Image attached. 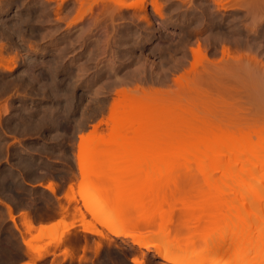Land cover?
<instances>
[{
    "label": "rangeland",
    "instance_id": "obj_1",
    "mask_svg": "<svg viewBox=\"0 0 264 264\" xmlns=\"http://www.w3.org/2000/svg\"><path fill=\"white\" fill-rule=\"evenodd\" d=\"M250 1L258 7L256 14L250 11ZM140 3L142 9L137 6ZM198 50L204 57L199 61ZM0 53L4 60V67H0V264H134L133 259L144 264H169L158 258L154 249L140 248L115 236L99 222L90 212L91 205L83 202L89 187L93 190L88 196L93 195L94 202L104 207L98 206L101 210L111 212L112 220L117 217L116 222H123L120 227L150 240L152 245L160 243V234L166 235L170 245L179 242L186 247L192 243L191 254L197 252L194 256L205 262L214 257L210 256L215 246V255L222 252L218 264H227L234 252L247 253L249 247L262 243L258 252L257 248L249 251L251 258L246 264H264V230L262 235L255 231L258 235L250 240L235 237L240 245L236 243L234 249L243 248L246 239L251 245L246 244V252H237L231 247L236 239L230 228L237 224L235 221L242 224L244 218L255 224L262 221V225L264 211L244 215L222 204L215 208L209 201L216 192L201 183L191 184L202 179L200 168H230L234 157L220 153L233 146L235 154L257 148L254 154H243L245 163L236 165L237 178L264 179V132L263 137L254 136L253 141L241 145L219 143L214 155L207 146L175 148L168 159L181 157L182 161L175 167L178 171L168 169L167 175H173H168L169 182L145 184L144 180L143 184L139 176L141 184L138 180L135 184L136 178L131 182L134 169L125 165L137 164L129 157L134 151L116 143L109 144L105 157L99 153L89 157L85 184L75 159L80 133L87 134L102 122L100 134H109L110 110L114 103L124 102L118 95L122 91L134 95L129 100L140 105V111L147 108L145 115L156 133L149 136V143L159 142L168 132L177 137H169V141L181 135L183 140L192 141L191 137L202 133L215 138L222 130L262 129L264 0H0ZM136 113V109L129 110L116 125H136ZM56 117L63 126L54 129ZM198 149L211 159L184 160ZM147 156L145 153L143 158L158 159ZM31 159L34 164L30 169L24 164H30ZM10 169H14L15 178ZM191 171L200 174L195 173L196 178ZM219 171L215 175L219 176ZM51 182L57 187L56 196L39 186ZM94 188L99 191L95 193ZM67 192L74 200L65 198ZM7 202L21 232L11 221ZM26 212L34 226L30 232L23 223ZM39 220L50 223L38 226ZM203 239L207 247L204 252L199 247ZM230 239L234 241L228 245ZM40 254L47 257L39 260Z\"/></svg>",
    "mask_w": 264,
    "mask_h": 264
},
{
    "label": "bare ground",
    "instance_id": "obj_2",
    "mask_svg": "<svg viewBox=\"0 0 264 264\" xmlns=\"http://www.w3.org/2000/svg\"><path fill=\"white\" fill-rule=\"evenodd\" d=\"M249 3V2H248ZM250 3L252 4V6L250 7V11L251 12H253L254 14H256V11H257V9H258V7L255 5L256 3H253V2H251L250 1ZM249 3V4H250ZM140 9H142L143 8V4L142 3H140L139 5H137ZM132 7H134V6H132ZM128 8H129V6H128ZM130 8H131V6H130ZM157 9V8H156ZM159 9V8H158ZM1 54V53H0ZM200 58H204L203 57V54L198 50L197 51V53H196V60L197 61H199L200 60ZM4 60L2 59V58H0V67H4V65H2V63L1 62H3ZM11 61L12 62H14L15 61V59H14V61L11 59ZM197 64V63H196ZM6 67V66H5ZM6 69H7V67H6ZM10 69V68H9ZM68 85V84H67ZM9 87V86H8ZM64 87V86H63ZM66 87V86H65ZM67 87H69V85L67 86ZM67 87H66V89H67ZM72 87V86H71ZM58 88V87H57ZM55 89V88H54ZM61 89H62V87H61ZM69 89V88H68ZM60 91V90H59ZM65 91V90H64ZM57 92V91H56ZM66 92V91H65ZM125 92V93H124ZM122 91V93L120 94V93H118V95L120 96L121 95V97H123V99H121V97H119V99L123 102H125V101H127V102H123L122 104H118V103H114L113 105H112V108H111V114H110V121L112 122V124H110L109 125V130L108 131H110L109 132V134L107 135V136H104V135H101L100 134V130H99V128H100V125L102 124V122H100L98 125H94L93 127H92V129L93 130H90L87 134H85V133H80V135H79V142H80V144H78V146L79 147H77L78 149V154H77V156L75 157V159L77 160V167H78V169H79V172H80V174H81V176H82V179H84L85 180V182H84V184L86 183V182H88V179H86L85 177H86V175H87V173L89 172V167H88V159H89V157L90 156H92V155H94V154H97V153H99L98 155H100L101 157H105L106 155H107V153H109V152H107V147L109 146V148H110V145L109 144H118L119 146H121L122 148H126V150H128L129 152H130V150H133V151H131V152H133V154H130L129 152V157L130 158H132V160H135V161H132V162H136L137 164H135V163H133V164H131V165H125L126 166V168H130L131 170H133V172H134V174H132V176L134 177H130L129 179H131L130 181L131 182H134L135 181V184H137L138 182V184H141L142 183V181H143V184L145 183L144 182V180H147L146 182L147 183H145V184H150V182L152 183V182H158V181H165V182H169L170 180H171V178H170V180H168V178L170 177V176H173V175H171V174H168L169 175V177H168V175H167V173L169 172V170L168 169H173V170H175L176 168L175 167H177V166H179V163H181V157H178L177 159L179 160H177V159H175V160H170V159H168V156L169 155H173L174 154V152H175V150L176 149H178V150H191L192 149V147H194V146H197V145H199V146H203V147H205V146H207L208 148H210L211 149V151H212V155H214L215 154V152H214V147H215V145H217V144H219V143H222V142H225V143H230V144H232V145H241V144H245V143H248V142H251V141H253L254 140V136H256L255 138H257V137H263V132H264V127L261 129V128H254V129H252V127L250 128H248V129H251V130H242L243 128H240L241 130H235V131H233V132H229V131H221L220 132V136H217V135H215L214 137L215 138H213V135L211 136L210 134L208 135V134H205L204 135V133H202V135H200V136H198V134H197V136H196V138L195 137H191V140L192 141H187V140H183L181 137H182V135H181V137L179 136V138L180 139H182V140H180L179 138L178 139H176V141H169V140H171V137H172V135H170L171 133H165V135L163 134V136H165V137H163L162 139H160L159 140V142H155V143H149V141L150 140H152L149 136L150 135H155L156 133L154 132V128L155 127H152V123L150 124L149 123V120L150 119H148L147 118V116L145 115V113L147 114V108H143L141 111H140V109H141V106L140 105H138V104H135L134 103V101L133 100H129V98H133V96L131 95V93H130V91L128 92V93H130V95L132 96H130L128 93H126V91ZM128 95V96H127ZM126 97H128V98H126ZM126 98V99H125ZM120 100H118L117 102H119ZM129 100V101H128ZM133 101V102H132ZM69 103L70 102H68V105H69ZM137 103V102H136ZM72 104V103H71ZM69 105L70 107L72 106V105ZM139 104H140V102H139ZM5 105V104H4ZM67 104L65 105V107L66 106H68ZM140 107V109H139V107ZM59 106V105H58ZM69 106L67 107V108H69ZM2 107H3V105H2ZM6 107V106H5ZM10 107V106H9ZM61 107V106H60ZM139 110H138V109ZM4 109V108H3ZM8 109V108H7ZM7 109H5L6 111H7ZM60 109V108H59ZM70 109V108H69ZM134 109H136L137 110V113H136V115L134 116V119L136 120V125H133V126H131V125H127V126H123V125H120V126H117L116 124L118 123V122H120V120H123L125 117H126V115L128 114V112H129V110H134ZM5 111V112H6ZM68 111L69 110H67V113H68ZM147 111V112H146ZM2 112H4L3 110H2ZM70 112H71V110H70ZM69 112V113H70ZM7 113V112H6ZM1 114L2 113H0V117H1ZM19 115V114H18ZM54 116V115H53ZM52 116V117H53ZM66 116H67V114H66ZM65 116V117H66ZM67 117H69V116H67ZM149 117V116H148ZM153 117V116H152ZM30 118V117H29ZM59 118V117H58ZM49 119V118H48ZM56 119H57V117H56ZM55 119V120H56ZM118 119H120V120H118ZM154 119V118H153ZM152 119V120H153ZM50 120V119H49ZM51 120H54V118L53 119H51ZM54 120V121H55ZM59 120H60V118H59ZM63 120V119H62ZM25 121V120H24ZM30 121V120H29ZM54 121H52V123L54 122ZM64 121V120H63ZM154 121V120H153ZM152 121V122H153ZM36 122V121H35ZM107 122H109V121H107ZM151 122V121H150ZM32 122L30 121V124H31ZM44 123V122H43ZM47 123V122H46ZM110 123V122H109ZM133 122H131V123H129V124H132ZM54 124V129H56L57 128V126L59 125V122H58V119H57V122H54L53 123ZM52 124V125H53ZM61 124V123H60ZM62 126H63V124H61ZM61 125H59V126H61ZM106 125H108V123L106 124ZM261 125V124H260ZM33 126V125H32ZM27 127V126H26ZM2 128V127H1ZM17 128V127H16ZM17 130V129H16ZM28 131H29V129H28ZM155 134H154V133ZM205 132V131H204ZM132 135V137H128V135ZM196 134V133H195ZM2 135V134H1ZM167 136V137H166ZM178 136V135H177ZM190 136H192V135H190ZM195 136V135H194ZM170 137V138H169ZM174 135H173V137H172V139H174ZM0 138H1V136H0ZM168 138H169V140H168ZM175 138H177V137H175ZM186 138V137H185ZM253 138V139H252ZM259 140L261 139V138H258ZM175 140V139H174ZM262 140V139H261ZM170 142H171V144H170ZM0 144H2V143H0ZM87 147L89 148V150H87ZM234 147L235 146H233L232 148H229L228 150H226V151H223V152H221L220 154H223V155H226V154H229L230 155V157H234V160H233V162L231 163V165H230V168L228 167V169H226V168H224V167H221V166H217V167H214V169L213 170H211V168H213V167H208V166H205L204 168H200L199 169V171H202L203 172V175L202 174H200V172L198 171V173H197V171H195V173L196 174H200L202 177V179L199 181V180H197V181H191V182H193V183H191V184H194L195 185V183L196 184H199V183H201V185L202 186H204L205 188H209V189H211V190H213V191H215L216 193H214V195H216L217 194V196L215 197L214 195H212V197L210 198L211 200L209 201L211 204H212V206H214L215 208H216V206L218 207V205H219V207H220V204H222V205H224V207H231V208H234V209H236V210H238L237 212H239V211H241L244 215H245V213H247V214H256L257 212H260V211H264V187H263V185L262 184H264V179H261L260 180V178L258 179V176H255L254 178L253 177H249V178H245V177H241V178H237V168H236V165L238 164V163H240V164H244L245 163V161H244V156H243V154L244 155H248V154H254V153H256V149L257 148H251V149H246V150H244L245 152L243 153V154H240V151L241 150H239L238 151V154H235L234 153ZM100 148V149H99ZM102 148V149H101ZM108 148V149H109ZM118 148H120V147H118ZM176 148V149H175ZM206 148V147H205ZM261 149H263L262 147H261ZM98 150H100V151H98ZM1 151V150H0ZM77 153V152H76ZM134 153H141V154H143V157H144V155H145V153H146V155L148 154L149 156H150V154H151V156L153 155L154 157H158V159L156 158V159H151V160H145V158H143V157H141V156H139L140 157V159L139 160H141L142 162V164H140V161L139 160H137L138 159V156H137V154L136 155H134ZM0 154H1V152H0ZM27 154V153H26ZM30 154V153H29ZM140 154V155H141ZM156 155V156H155ZM132 156V157H131ZM149 156H147V158L146 159H148V157ZM1 157V156H0ZM30 157V156H29ZM34 157V156H33ZM205 157H207V158H210L211 159V156H208L206 153H205V151H203L202 149L201 150H199L198 149V151H196L195 152V154L194 155H192V157H187V158H184V160L185 161H187V162H190V161H192V160H200V162H201V160L202 159H204L205 160ZM135 158V159H134ZM141 158H143L144 160H142ZM150 158V157H149ZM152 158V157H151ZM202 158V159H201ZM19 159H20V157H19ZM191 159V160H190ZM20 160H22V159H20ZM32 160V159H31ZM123 160H125L124 158H123ZM190 160V161H189ZM204 160H202V162L204 161ZM19 161V160H18ZM156 161V162H155ZM34 161L32 160V162L30 161V164H24V165H26L27 167L29 166V168H30V166H31V168H32V166H33V163ZM139 162V163H138ZM199 162V163H200ZM29 163V162H28ZM131 163V162H130ZM129 163V164H130ZM198 163V164H199ZM138 164H140L139 166H138ZM191 164V163H190ZM202 164V163H201ZM17 165V164H16ZM23 165V166H24ZM38 165V164H37ZM132 165H134V166H136V167H133ZM26 166H24V167H26ZM188 166H189V164H188ZM198 166H200V164L198 165ZM202 166V165H201ZM24 167H22V168H24ZM26 167V169H27V171H29V168H27ZM154 167V168H153ZM155 167L158 169L159 167H160V173H159V171L158 170H156L155 169ZM30 168V169H31ZM147 168H151V171H149L150 169H147ZM162 168V169H161ZM163 168H165V169H163ZM263 168V167H262ZM157 171H155V170ZM202 169V170H201ZM203 169H204V171H203ZM205 169H206V171H205ZM208 169H210V171L208 170ZM216 169H219V170H216ZM14 170V169H13ZM13 170H9L8 172H10L9 174L10 175H12V176H14L15 175V173H14V171ZM23 170H25V169H23ZM192 170V169H191ZM194 170H196V169H194ZM258 170V169H257ZM31 171V170H30ZM156 173H155V172ZM176 171H178L177 169H176ZM216 171H219V172H221V174H219V176H217V175H215V172ZM128 172V174H127V177H129L130 175H131V173L129 174V171H127ZM189 172H190V170H189ZM192 172V175L191 176H193L194 177V175L196 176V174L195 173H193L194 171H191ZM249 172L251 173V174H255V175H257L256 174V170H249ZM259 172V171H258ZM30 174L32 173V171L31 172H29ZM29 173H27V174H29ZM170 173V172H169ZM8 174V173H7ZM32 174H34V173H32ZM173 174H174V172H173ZM9 175V176H10ZM116 175V174H115ZM137 176V177H135V176ZM233 175H235L236 176V181H234V182H231V179H232V176ZM11 176V177H12ZM31 176H33V175H31ZM96 176V175H95ZM118 176V175H117ZM138 176H139V178H140V180L141 179H143L142 181H140L139 179H138ZM156 176H157V178H156ZM175 176V175H174ZM17 177V176H16ZM115 177V176H114ZM142 177V178H141ZM14 178H15V176H14ZM119 178V177H118ZM136 178V180H134ZM196 178H197V176H196ZM17 179V178H16ZM200 179V178H199ZM6 180V179H5ZM87 180V181H86ZM134 180V181H133ZM137 180H138V182H137ZM2 183V182H1ZM6 183H8V182H5V184ZM159 183V182H158ZM3 184V183H2ZM89 184V183H88ZM4 185V184H3ZM200 185V186H201ZM40 187L42 186V187H44L45 189H47V190H49L54 196H56V194H57V187L51 182V183H49L48 185H46V186H43V185H39ZM85 186H88L89 187V185H85ZM7 187H8V185H7ZM4 188H6L5 186H4ZM69 188H70V190H71V185H69ZM80 188H81V186H80ZM87 188V187H86ZM8 189V188H7ZM6 189V190H7ZM90 187H89V191H90ZM95 189V188H94ZM98 188H96L95 190H94V192L96 193L97 191H99V190H97ZM91 190H93V189H91ZM89 191H87V195H85V194H83V195H85L86 197H84V200H83V202H85V204H89V205H91L90 206V208H91V213L92 212H94L95 214H96V218H98V221L100 220V221H102V222H104V223H102V224H104V226L109 230V231H112V232H114L113 234L115 235V236H118V237H122L123 239H128V240H130V242H132L133 244H135V245H137L138 247H140V248H146V249H154L155 250V253H156V256L158 257V258H160V259H162L163 261H165V262H168L169 264H218L219 263V261H221L222 259H221V256H222V252L219 254V256L218 255H215L216 253H217V249H216V251H215V246L212 248V244H214L213 242H212V244H211V248L214 250V252H213V250H212V256H210L212 259H210V261L209 262H205L203 259L201 260V259H199V257H197V256H194V254L196 255V251H194V252H196V253H193V251H192V254H191V248H193L194 246H193V244L191 245L190 243L188 244L190 247H188V245L186 246V247H184V246H182L183 244H181V243H179L178 242V244H180V245H176V244H174V245H170V243L166 240V235H164L165 237H161V234H160V237H158L157 235L155 236V237H158V239H159V242L160 243H158V244H154V245H152L151 244V241L150 240H148V239H146V238H144V237H142V236H140V235H137V234H133V233H131V232H128V231H126L125 229H123L122 227H120V224L121 223H123V222H121L119 219V221H120V223H119V221L118 222H116V218H115V220H112V218L114 219V216H113V214H111V212L109 213L107 210H101L102 208H104V207H102L101 205L99 206V203L97 202V204H96V202H94V201H96V200H94L93 198V195H92V197L91 196H88L90 193H89ZM179 195V194H178ZM65 198L67 199V200H69V201H72V200H74L71 196H70V194H69V192H67L66 193V195H65ZM3 199V198H2ZM0 200H1V198H0ZM2 202V201H1ZM209 202H207V205L209 204ZM5 204V206L7 207V209H8V212H9V216H10V218H11V221L14 223V225H15V228L19 231V232H21L20 231V229H19V226L17 225V222H16V217H15V215H14V211H13V209H12V207H11V205L9 206L8 204V202H7V204L6 203H4ZM84 204V205H85ZM211 204L209 205V207L211 206ZM88 205V206H89ZM221 205V206H222ZM226 205V206H225ZM229 205V206H228ZM101 207V209L99 208V207ZM208 207V208H209ZM86 209H87V207H85ZM89 208V209H90ZM106 209V208H105ZM253 211V212H252ZM255 211V212H254ZM257 211V212H256ZM251 212V213H250ZM90 213V214H91ZM261 213V212H260ZM23 214V213H22ZM110 214H111V217H110ZM246 214V215H247ZM23 217H24V226H25V228H26V230L28 231V232H30L31 230H33L34 229V226H33V223H32V221H31V218H30V216H29V213L27 214V212L24 214V215H22ZM115 216H116V214H115ZM110 217V218H109ZM100 218V219H99ZM112 220L111 222H110V220ZM99 221V222H100ZM150 221V220H149ZM244 221H245V223H244ZM244 221H241V223L242 224H240V222H234V224H236V225H234V224H232V225H234L233 227H230V228H232V230L234 231H232L231 229H229V231L231 230L232 232H231V235H233L234 233V235L232 236V237H234L233 239L235 240H233V239H230V240H232L228 245H231L232 244V242H233V244L231 245V247L234 249V246L236 245V243L238 244V242H239V240H238V242H237V238H235V237H240V241H241V239L242 238H255L254 236H257V235H255V231H257L256 233H258V231H259V233L261 234V232L264 230V227H262V225L264 226V224L262 223V225H260L261 224V222H260V224H259V222H257L258 224H255V221H252L255 225H253V223L251 222V220H245V218H244ZM246 221H247V223H246ZM106 222H109V223H106ZM113 222H115V225H113ZM131 222V221H130ZM112 223V224H111ZM117 223L119 224V227H118V225H117ZM133 222H131V223H129V224H132ZM151 224H152V222H150ZM251 223V225H249V224ZM149 224V223H148ZM151 224H149V225H151ZM213 224H216V226L218 225V226H220L219 224H220V222L218 223H216V222H214ZM132 225H134V224H132ZM153 225V224H152ZM215 226V225H214ZM117 230V231H116ZM167 232V231H166ZM237 234H239V235H237ZM260 234H259V236H260ZM231 235H230V238H231ZM236 235V236H235ZM254 235V236H253ZM262 235V234H261ZM251 236H253V237H251ZM194 237V236H193ZM192 237V238H193ZM195 238V237H194ZM197 238V237H196ZM195 238V239H196ZM198 238H199V236H198ZM250 238L248 239V240H250ZM211 239V238H210ZM209 238H208V240H206V243H207V241H209L210 240ZM247 239H246V241H245V245H244V247H246V244L248 245L249 243H247ZM197 240V239H196ZM195 240V241H196ZM205 239H203L202 240V242L204 241ZM229 240V241H230ZM187 241V240H186ZM192 241H194V239H192ZM191 241V242H192ZM200 241V240H199ZM244 241V240H243ZM264 240H262L261 242H263ZM197 242H198V240L195 242V246H197L196 244H197ZM205 242V241H204ZM201 243V242H199L198 244L200 245V243H201V246H199L202 250H203V252L205 251V248H207V247H209V245H208V243L210 242L211 243V240L207 243V247L205 246V244L206 243ZM183 243V242H182ZM184 243H188V242H184ZM225 243V245H226V241L224 242ZM243 243V242H242ZM24 244L27 246V247H29V248H31V246H30V243H28V241H24ZM202 244L204 245L203 247H202ZM262 245V243H258V246L257 247H252L250 244V246H251V248L252 249H256V251L257 250H259V248H261V247H259L260 245ZM215 245V244H214ZM216 245H218V244H216ZM228 245H227V247H228ZM239 245H240V242H239ZM238 245V246H239ZM248 245V246H249ZM263 245H264V243H263ZM242 246V245H241ZM240 246V247H241ZM248 246H247V248H248ZM182 247H184V248H182ZM221 247V246H220ZM237 248V246L235 247V248H237V250L239 251L240 249L242 250V249H244V251L243 252H246L245 251V248ZM189 248L191 249V250H189ZM211 248H208L207 250H211ZM229 248H230V246H229ZM231 248V249H232ZM246 248V249H247ZM263 248V247H262ZM32 249V248H31ZM194 249V248H193ZM220 248H219V246H218V251H220L219 250ZM252 249H250V247H249V250L247 251V253H243V252H241V253H243V254H236V255H240V256H238L239 258H235V254L234 253H236V252H234L233 253V251L235 250V251H237L236 249H234V250H232V255H233V257L231 256V257H228L229 258V260L230 261H228V258H227V264H246L247 262H249L248 260H250V258L251 257H249L248 255H250L249 253H251V252H249L250 250L252 251ZM206 250V251H207ZM240 250V251H241ZM263 250V249H262ZM237 251V252H238ZM256 251H255V253H256ZM190 252V253H189ZM225 252V251H224ZM223 252V253H224ZM258 252V251H257ZM201 253V252H200ZM206 253H210L211 254V251L210 252H206ZM240 253V252H239ZM191 254V255H190ZM203 254V253H202ZM201 254V255H202ZM205 254V253H204ZM218 254V253H217ZM225 254V253H224ZM223 254V255H224ZM248 254V255H247ZM259 254H260V252H259ZM192 255H193V257H192ZM226 255V254H225ZM224 255V256H225ZM235 255V256H234ZM216 256V257H215ZM223 256V257H224ZM246 256H248V258L249 259H243V258H245ZM45 257H47V255H42V254H40L39 255V257H38V259L39 260H42L43 258H45ZM203 257V256H202ZM222 257V258H223ZM201 258V257H200ZM234 258H235V260H234ZM247 258V257H246ZM221 259V260H220ZM232 259H233V261H232ZM206 260V259H205ZM245 260V261H244ZM207 261H208V259H207ZM247 261V262H246ZM132 262L134 263V264H140V263H143L144 264V262H138V260H136V259H133L132 260ZM223 263H225L226 264V262H224V261H222ZM222 262H220V263H222ZM245 262V263H244ZM252 262V261H251ZM222 263V264H223ZM249 264V263H248Z\"/></svg>",
    "mask_w": 264,
    "mask_h": 264
},
{
    "label": "crops",
    "instance_id": "obj_3",
    "mask_svg": "<svg viewBox=\"0 0 264 264\" xmlns=\"http://www.w3.org/2000/svg\"><path fill=\"white\" fill-rule=\"evenodd\" d=\"M50 222H48V220H39L38 221V226H41V225H48Z\"/></svg>",
    "mask_w": 264,
    "mask_h": 264
}]
</instances>
